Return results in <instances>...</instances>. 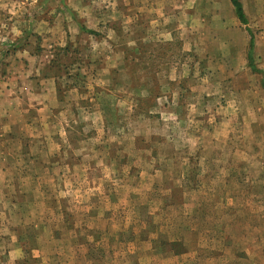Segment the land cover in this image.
Masks as SVG:
<instances>
[{
    "label": "rangeland",
    "instance_id": "374dc122",
    "mask_svg": "<svg viewBox=\"0 0 264 264\" xmlns=\"http://www.w3.org/2000/svg\"><path fill=\"white\" fill-rule=\"evenodd\" d=\"M238 1L0 0V264H264V0Z\"/></svg>",
    "mask_w": 264,
    "mask_h": 264
},
{
    "label": "crops",
    "instance_id": "0c3cea01",
    "mask_svg": "<svg viewBox=\"0 0 264 264\" xmlns=\"http://www.w3.org/2000/svg\"><path fill=\"white\" fill-rule=\"evenodd\" d=\"M172 13L173 14H172L171 17L175 18V11L173 10ZM81 16H84V14H82ZM64 17L66 18L65 20H67V25L70 24L72 26V22H70V21H74L76 27L80 28V25H83L86 28H90L91 27L90 25L86 24L87 21L86 22L84 20L77 21L76 20L77 18L75 19L74 17H72V14H70V13L67 14L66 16L64 15ZM165 18H168V16L167 17L165 16ZM62 22H63V20H62ZM67 25H65V26L67 27ZM62 28H63V31L66 30V29H64V24H63ZM93 30H96V29L93 28ZM67 32H68V29H67V31L64 32L65 33V37H66L67 34H69V32L68 33ZM41 82L42 83L45 82L49 86L51 84V88H52V90H51V88L49 87V90H48L49 92H47L46 94L44 92H38V93L35 94L37 96L35 98L36 102H35V107H34L36 114L37 115H41L40 112H38V111H41V112L43 111V112H46V113L48 112L49 113V115L48 114L45 115L46 117L43 120V123H44V126H45V127H43L44 130H45V134L47 135V133H48L49 137L51 136V139L50 138L49 139L46 138L47 143L42 145L44 148L45 147L47 148L49 145H52V144H50V141H48V140H51V142H52V140H53L52 134H54L55 131H56V129H54V130L52 129V128H54V125L52 124V121L50 120V118H51L52 113L54 112L53 110H55L54 108H55L56 104L58 103V101H57L58 98H57L56 91L54 90L55 83L52 80H49V79L46 78V79L42 80ZM41 90H43V88ZM37 120H39V119H37ZM34 122H35L34 120L31 121L32 124ZM32 129H35V127L32 126ZM69 172L70 171H68V170L63 171L62 175L64 176V174H67V176H68Z\"/></svg>",
    "mask_w": 264,
    "mask_h": 264
},
{
    "label": "trees",
    "instance_id": "16d2710c",
    "mask_svg": "<svg viewBox=\"0 0 264 264\" xmlns=\"http://www.w3.org/2000/svg\"><path fill=\"white\" fill-rule=\"evenodd\" d=\"M231 3L233 4L234 7V11L237 15V17L239 18V20L244 22V16H243V12H242V8H241V3L238 0H231ZM86 32L91 33L92 31L86 30ZM252 44V42H251Z\"/></svg>",
    "mask_w": 264,
    "mask_h": 264
}]
</instances>
